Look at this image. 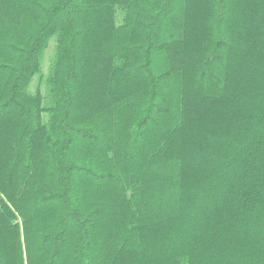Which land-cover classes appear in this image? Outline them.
I'll return each instance as SVG.
<instances>
[{"label":"trees","instance_id":"1","mask_svg":"<svg viewBox=\"0 0 264 264\" xmlns=\"http://www.w3.org/2000/svg\"><path fill=\"white\" fill-rule=\"evenodd\" d=\"M0 264H264V0H0Z\"/></svg>","mask_w":264,"mask_h":264},{"label":"rangeland","instance_id":"2","mask_svg":"<svg viewBox=\"0 0 264 264\" xmlns=\"http://www.w3.org/2000/svg\"><path fill=\"white\" fill-rule=\"evenodd\" d=\"M53 43H51L48 48L46 49L45 51V54H44V61H43V66H42V72H41V83H40V89L44 90V86H45V76H46V73H47V67H48V64H49V61H50V58H51V54L53 52ZM37 79V78H35ZM34 79V82L31 86V91H34L35 89V86H36V81Z\"/></svg>","mask_w":264,"mask_h":264}]
</instances>
